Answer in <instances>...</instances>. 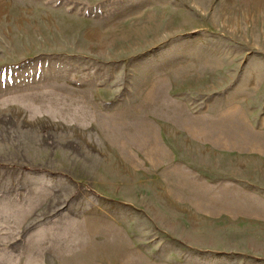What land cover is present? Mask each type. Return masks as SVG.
<instances>
[{"label": "rangeland", "instance_id": "1", "mask_svg": "<svg viewBox=\"0 0 264 264\" xmlns=\"http://www.w3.org/2000/svg\"><path fill=\"white\" fill-rule=\"evenodd\" d=\"M0 264H264V0H0Z\"/></svg>", "mask_w": 264, "mask_h": 264}]
</instances>
